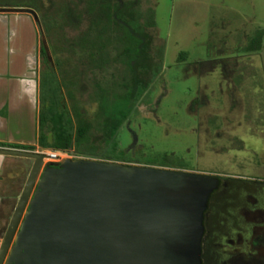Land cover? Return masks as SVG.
<instances>
[{
	"label": "rangeland",
	"instance_id": "1",
	"mask_svg": "<svg viewBox=\"0 0 264 264\" xmlns=\"http://www.w3.org/2000/svg\"><path fill=\"white\" fill-rule=\"evenodd\" d=\"M78 2L35 0L39 22L47 14L56 24L66 4ZM138 8L144 14L142 19L152 8L155 23L154 28L146 29L150 43L148 69L140 77L147 85L142 96L109 138L99 107L114 103L128 89V62L114 43L108 47L110 58L105 65L89 61L85 55L76 58L82 85L79 106L91 130L80 152L56 150L57 158L43 164L65 158L125 163L102 158V151L116 139L124 159L133 160L125 164L162 167L145 162L167 154L185 166L162 168L236 180L240 191L230 202L237 219H207L204 215L201 264H264V0H140ZM85 26L84 19L80 31ZM37 30L38 73L41 24ZM258 32L260 48L247 50ZM180 52L186 53L184 60L178 59ZM19 170L16 172L22 177L12 184L16 190L6 192L11 214L24 184L25 166ZM8 222L6 219L5 229Z\"/></svg>",
	"mask_w": 264,
	"mask_h": 264
},
{
	"label": "water",
	"instance_id": "2",
	"mask_svg": "<svg viewBox=\"0 0 264 264\" xmlns=\"http://www.w3.org/2000/svg\"><path fill=\"white\" fill-rule=\"evenodd\" d=\"M0 12L40 24L29 8ZM0 155L32 160L0 238V264H201L218 176L98 158L43 164L46 152L3 146Z\"/></svg>",
	"mask_w": 264,
	"mask_h": 264
},
{
	"label": "trees",
	"instance_id": "3",
	"mask_svg": "<svg viewBox=\"0 0 264 264\" xmlns=\"http://www.w3.org/2000/svg\"><path fill=\"white\" fill-rule=\"evenodd\" d=\"M27 2L15 5L0 2V8H29L37 12L35 0ZM139 3L140 0H79L78 4L64 6L59 20L54 21L56 24H53L47 14L40 16L42 35L51 58L40 41L36 139L39 148L62 152L73 149L74 152H80L88 138L91 124L79 106L78 94L82 85L76 66L79 60L76 58L85 55L89 61L101 64L104 62L105 65L109 62L108 47L112 43L119 55L126 58L131 72L128 89L118 95L114 103H101L99 107L104 116L103 127L106 134L109 138L116 134L147 86L140 80L148 69L150 38L146 29L154 28L155 23L152 8L146 10V17L142 19L144 14L139 11ZM84 19L86 26L80 31V24ZM260 45L261 32H258L246 49L257 50ZM185 58L186 53L180 52L178 59ZM136 78L139 79L138 85ZM108 143L106 142L105 147ZM0 146L34 150L32 145L17 143H0ZM102 153L103 159L125 163L133 161L124 159L125 155L119 149L116 139ZM145 163L175 168L185 166L180 160L167 154L150 157Z\"/></svg>",
	"mask_w": 264,
	"mask_h": 264
},
{
	"label": "crops",
	"instance_id": "4",
	"mask_svg": "<svg viewBox=\"0 0 264 264\" xmlns=\"http://www.w3.org/2000/svg\"><path fill=\"white\" fill-rule=\"evenodd\" d=\"M22 14L0 12V143L32 145L37 151L38 30L33 18ZM29 160L0 155V237L11 215V208L7 209L10 195L6 192L16 190V180L22 177L19 168L23 166L25 181L32 164Z\"/></svg>",
	"mask_w": 264,
	"mask_h": 264
},
{
	"label": "flooded vegetation",
	"instance_id": "5",
	"mask_svg": "<svg viewBox=\"0 0 264 264\" xmlns=\"http://www.w3.org/2000/svg\"><path fill=\"white\" fill-rule=\"evenodd\" d=\"M54 164L57 165L58 163H54ZM240 187L241 186L237 183L236 180H232L224 177L219 178V185L215 190L211 192L208 199L207 210L205 212L206 218L207 219H237L236 218L237 216L232 211V206H231L232 203L230 202V199L233 197L236 198L237 193L240 191L239 189ZM251 189L254 190L253 188ZM246 192L251 193V190H248ZM239 201L242 203L241 199H239ZM220 207H223L222 211L225 212L223 213L224 214L223 217L222 215L219 216V214L221 213ZM235 207H238L237 204ZM254 245L255 244H252V246Z\"/></svg>",
	"mask_w": 264,
	"mask_h": 264
},
{
	"label": "bare ground",
	"instance_id": "6",
	"mask_svg": "<svg viewBox=\"0 0 264 264\" xmlns=\"http://www.w3.org/2000/svg\"><path fill=\"white\" fill-rule=\"evenodd\" d=\"M46 153H47L48 157H45V158L43 159V161L56 159V157H57V155H58V153L55 152V151H47Z\"/></svg>",
	"mask_w": 264,
	"mask_h": 264
},
{
	"label": "built area",
	"instance_id": "7",
	"mask_svg": "<svg viewBox=\"0 0 264 264\" xmlns=\"http://www.w3.org/2000/svg\"><path fill=\"white\" fill-rule=\"evenodd\" d=\"M73 157H76V156H73ZM57 158V157H56Z\"/></svg>",
	"mask_w": 264,
	"mask_h": 264
}]
</instances>
